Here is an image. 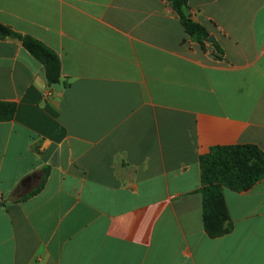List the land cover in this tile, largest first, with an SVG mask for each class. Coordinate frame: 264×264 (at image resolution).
Returning <instances> with one entry per match:
<instances>
[{"label":"crops","instance_id":"crops-1","mask_svg":"<svg viewBox=\"0 0 264 264\" xmlns=\"http://www.w3.org/2000/svg\"><path fill=\"white\" fill-rule=\"evenodd\" d=\"M188 10L204 50L165 0H0L66 81L0 39V264H264V179L223 190L209 238L199 170L212 147L264 152V0Z\"/></svg>","mask_w":264,"mask_h":264},{"label":"trees","instance_id":"trees-1","mask_svg":"<svg viewBox=\"0 0 264 264\" xmlns=\"http://www.w3.org/2000/svg\"><path fill=\"white\" fill-rule=\"evenodd\" d=\"M171 7L187 36L204 50L208 38L206 29L194 22L189 14L188 0H165ZM16 39L23 49L35 59L44 72L49 87L58 84L65 87L61 78V65L57 54L39 40L18 34L0 23V39ZM221 54L220 48L214 46ZM16 105L0 102V122L11 121ZM203 227L209 238H218L229 232V214L223 198V190L243 192L264 179V152L254 145L216 146L199 159ZM47 172L45 171V177ZM44 180L38 190L42 188Z\"/></svg>","mask_w":264,"mask_h":264},{"label":"water","instance_id":"water-1","mask_svg":"<svg viewBox=\"0 0 264 264\" xmlns=\"http://www.w3.org/2000/svg\"><path fill=\"white\" fill-rule=\"evenodd\" d=\"M207 42H213V38L209 37L207 39ZM59 87L60 86L58 84H56V85L52 86V89L55 90V91H57L59 89Z\"/></svg>","mask_w":264,"mask_h":264}]
</instances>
